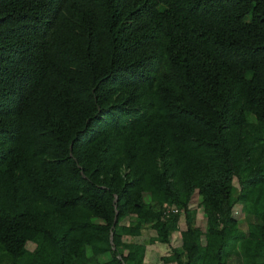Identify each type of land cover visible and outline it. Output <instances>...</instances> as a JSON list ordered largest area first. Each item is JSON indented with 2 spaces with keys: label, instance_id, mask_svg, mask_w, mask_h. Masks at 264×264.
I'll list each match as a JSON object with an SVG mask.
<instances>
[{
  "label": "trees",
  "instance_id": "1",
  "mask_svg": "<svg viewBox=\"0 0 264 264\" xmlns=\"http://www.w3.org/2000/svg\"><path fill=\"white\" fill-rule=\"evenodd\" d=\"M143 228L264 264V0H0V264H143Z\"/></svg>",
  "mask_w": 264,
  "mask_h": 264
},
{
  "label": "rangeland",
  "instance_id": "2",
  "mask_svg": "<svg viewBox=\"0 0 264 264\" xmlns=\"http://www.w3.org/2000/svg\"><path fill=\"white\" fill-rule=\"evenodd\" d=\"M195 206V201H192L189 203V207H194ZM198 213L196 215V221L198 222L197 224L200 226H203V217H202V212L201 209H198ZM238 222H237V227L239 230L245 231L246 230V225L247 223L251 222L253 218L249 215L246 214L244 216L239 215L238 216ZM154 236V231L151 228H143L141 230V234L138 237H134L133 240L139 243H143L145 246V251H144V258L143 264H174V263H163L161 260L162 255H166L169 251V245H176L178 243V238L179 234L177 231L172 232L171 236V241L170 244H160L156 241H151L150 238ZM33 244L31 242H27L26 247L28 249H31Z\"/></svg>",
  "mask_w": 264,
  "mask_h": 264
},
{
  "label": "crops",
  "instance_id": "3",
  "mask_svg": "<svg viewBox=\"0 0 264 264\" xmlns=\"http://www.w3.org/2000/svg\"><path fill=\"white\" fill-rule=\"evenodd\" d=\"M136 237H138V236H136ZM179 243H180V237L178 238V243L176 245H174V246L179 245ZM144 261H145V259H144Z\"/></svg>",
  "mask_w": 264,
  "mask_h": 264
},
{
  "label": "water",
  "instance_id": "4",
  "mask_svg": "<svg viewBox=\"0 0 264 264\" xmlns=\"http://www.w3.org/2000/svg\"><path fill=\"white\" fill-rule=\"evenodd\" d=\"M109 240L111 241V234H109Z\"/></svg>",
  "mask_w": 264,
  "mask_h": 264
},
{
  "label": "built area",
  "instance_id": "5",
  "mask_svg": "<svg viewBox=\"0 0 264 264\" xmlns=\"http://www.w3.org/2000/svg\"><path fill=\"white\" fill-rule=\"evenodd\" d=\"M172 210H175L172 206L170 207Z\"/></svg>",
  "mask_w": 264,
  "mask_h": 264
}]
</instances>
